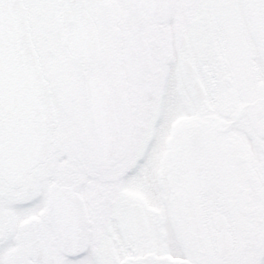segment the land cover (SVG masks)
Here are the masks:
<instances>
[{
	"label": "snow or ice",
	"instance_id": "6c2138e0",
	"mask_svg": "<svg viewBox=\"0 0 264 264\" xmlns=\"http://www.w3.org/2000/svg\"><path fill=\"white\" fill-rule=\"evenodd\" d=\"M0 264H264V0H0Z\"/></svg>",
	"mask_w": 264,
	"mask_h": 264
}]
</instances>
